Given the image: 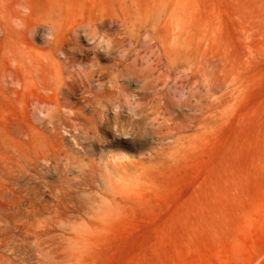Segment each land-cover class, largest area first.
Instances as JSON below:
<instances>
[{"label": "rangeland", "instance_id": "1", "mask_svg": "<svg viewBox=\"0 0 264 264\" xmlns=\"http://www.w3.org/2000/svg\"><path fill=\"white\" fill-rule=\"evenodd\" d=\"M0 264H264V0H0Z\"/></svg>", "mask_w": 264, "mask_h": 264}, {"label": "bare ground", "instance_id": "2", "mask_svg": "<svg viewBox=\"0 0 264 264\" xmlns=\"http://www.w3.org/2000/svg\"><path fill=\"white\" fill-rule=\"evenodd\" d=\"M10 5V4H9ZM29 28V27H28ZM30 95V94H29Z\"/></svg>", "mask_w": 264, "mask_h": 264}, {"label": "clouds", "instance_id": "3", "mask_svg": "<svg viewBox=\"0 0 264 264\" xmlns=\"http://www.w3.org/2000/svg\"><path fill=\"white\" fill-rule=\"evenodd\" d=\"M15 23V22H14Z\"/></svg>", "mask_w": 264, "mask_h": 264}]
</instances>
